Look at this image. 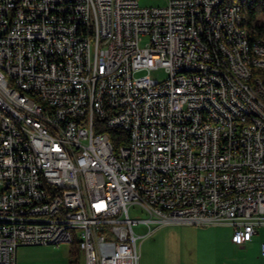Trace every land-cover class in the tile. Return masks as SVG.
I'll list each match as a JSON object with an SVG mask.
<instances>
[{"label":"built area","instance_id":"2783aa9c","mask_svg":"<svg viewBox=\"0 0 264 264\" xmlns=\"http://www.w3.org/2000/svg\"><path fill=\"white\" fill-rule=\"evenodd\" d=\"M213 2L0 0V264L70 243L68 225L84 264H138L164 224H228L237 244L264 224L263 104L227 83L217 32L234 35ZM255 51L264 65L261 37Z\"/></svg>","mask_w":264,"mask_h":264},{"label":"crops","instance_id":"0c3cea01","mask_svg":"<svg viewBox=\"0 0 264 264\" xmlns=\"http://www.w3.org/2000/svg\"><path fill=\"white\" fill-rule=\"evenodd\" d=\"M231 234L228 224L171 223L158 227L141 238L138 264H264V224L256 226L250 240L240 244L231 240ZM71 249L63 253L62 264H69ZM16 251L15 264H29L18 261Z\"/></svg>","mask_w":264,"mask_h":264},{"label":"bare ground","instance_id":"6f19581e","mask_svg":"<svg viewBox=\"0 0 264 264\" xmlns=\"http://www.w3.org/2000/svg\"><path fill=\"white\" fill-rule=\"evenodd\" d=\"M214 0L213 9H206V18L227 19L234 36H229L225 32H217L218 46L223 50L224 76L229 84H236L241 87L250 100H258L263 104L264 112V65L257 59L255 51V37H250L248 28L243 24L240 7L227 0ZM233 9V10H231ZM264 25V21H263ZM194 36L196 44H204V34L202 26H194ZM236 36H240L239 41ZM264 41V36H260ZM0 39H3V32H0ZM181 73H189V66H181ZM245 73V74H244ZM251 80L258 86L254 87ZM23 100H30V92H23ZM222 111L233 113V104L222 103ZM4 115H11V106H4ZM24 150L32 149L30 137H22ZM68 236L70 242L76 239L79 249L83 252V242L80 230L75 225H68Z\"/></svg>","mask_w":264,"mask_h":264},{"label":"rangeland","instance_id":"374dc122","mask_svg":"<svg viewBox=\"0 0 264 264\" xmlns=\"http://www.w3.org/2000/svg\"><path fill=\"white\" fill-rule=\"evenodd\" d=\"M139 4L141 6H155V5H163L164 0H138ZM226 1L224 0L223 3ZM260 18L263 20L262 15ZM147 72V70L142 71V73ZM149 74L152 77H157L159 79H163L166 75V72L162 67H159L157 69H151L149 71ZM130 215L134 218H143L146 217V213L140 210L132 209L130 208ZM164 224L160 227H164ZM144 225L140 223L134 224V230L137 233H141L144 231ZM158 228V227H157ZM141 239H138V242H140ZM75 249L78 248V246L74 245ZM16 253L18 254V261H23L24 263L28 262L29 264H62L64 261L63 253H65L67 250L72 248L71 243H59V244H34V245H19L17 246ZM74 249V248H73ZM81 251V250H80ZM82 253V254H81ZM78 253V260L77 264H84L83 260V252Z\"/></svg>","mask_w":264,"mask_h":264},{"label":"trees","instance_id":"16d2710c","mask_svg":"<svg viewBox=\"0 0 264 264\" xmlns=\"http://www.w3.org/2000/svg\"><path fill=\"white\" fill-rule=\"evenodd\" d=\"M230 3H234L240 7V13L242 15L243 24L248 28L250 37L264 36L263 20L260 16L264 12V0H227ZM109 138L115 145L116 140L120 137L121 132L114 128H106ZM124 137V136H123ZM78 246L76 239L71 242L72 249L69 254V264H77L78 250L75 246ZM74 248V249H73ZM79 248V246H78ZM80 250V249H79Z\"/></svg>","mask_w":264,"mask_h":264}]
</instances>
